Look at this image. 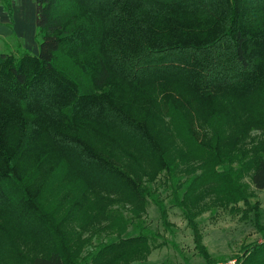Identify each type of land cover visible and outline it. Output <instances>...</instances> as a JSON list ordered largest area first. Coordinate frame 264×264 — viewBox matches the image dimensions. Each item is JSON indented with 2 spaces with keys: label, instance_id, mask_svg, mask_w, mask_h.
Masks as SVG:
<instances>
[{
  "label": "trees",
  "instance_id": "1",
  "mask_svg": "<svg viewBox=\"0 0 264 264\" xmlns=\"http://www.w3.org/2000/svg\"><path fill=\"white\" fill-rule=\"evenodd\" d=\"M35 4L39 53L0 51V264L143 261L163 186L207 264L201 202L248 205L263 238L234 264H264V0Z\"/></svg>",
  "mask_w": 264,
  "mask_h": 264
},
{
  "label": "rangeland",
  "instance_id": "2",
  "mask_svg": "<svg viewBox=\"0 0 264 264\" xmlns=\"http://www.w3.org/2000/svg\"><path fill=\"white\" fill-rule=\"evenodd\" d=\"M8 42L15 50L17 43L13 39ZM4 50H6V47L4 42L0 40V51ZM258 135L259 133L254 132L252 137L255 138ZM243 183L247 185L248 190L254 196L249 199V202L251 204L259 203L262 213L261 223L264 225V190L256 189L249 177H246ZM159 192L167 208L170 226H164L158 208L150 203L147 213L140 222L153 237L151 240L153 249L145 260L132 264H207L196 248L193 230L182 210L171 202V191L163 186L160 187ZM201 205H205V207H203L202 213L199 214L196 221L202 234V243L214 262L234 264L235 259L241 256L246 247L254 242L262 241L263 235L255 226L254 214L249 212L251 208L243 202L236 207L233 205L226 206L220 204L213 195H209L204 198ZM117 208L126 217H129L127 210L122 209L120 206ZM138 232L139 229H136L133 225L130 227L128 234L137 235ZM108 238L110 237L107 233L96 235L92 243L96 246L106 242ZM88 248L87 250L92 249L91 246Z\"/></svg>",
  "mask_w": 264,
  "mask_h": 264
},
{
  "label": "crops",
  "instance_id": "3",
  "mask_svg": "<svg viewBox=\"0 0 264 264\" xmlns=\"http://www.w3.org/2000/svg\"><path fill=\"white\" fill-rule=\"evenodd\" d=\"M12 9L11 16L0 4V40L8 42L16 36L23 47L37 55L39 46L35 40L37 32L35 0H12Z\"/></svg>",
  "mask_w": 264,
  "mask_h": 264
}]
</instances>
